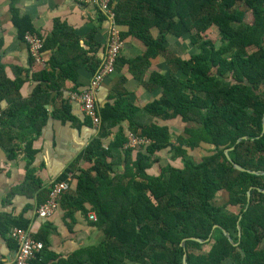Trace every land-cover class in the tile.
I'll return each mask as SVG.
<instances>
[{
    "label": "trees",
    "instance_id": "trees-1",
    "mask_svg": "<svg viewBox=\"0 0 264 264\" xmlns=\"http://www.w3.org/2000/svg\"><path fill=\"white\" fill-rule=\"evenodd\" d=\"M116 9L124 40L133 37L148 48L131 62L133 67H150L152 58L167 52L169 35L181 40L188 36L194 52L187 59L175 57L170 75L155 71L144 82L150 91L162 89L161 99L146 113L166 121L179 118L186 125L173 141L168 126L138 124L140 109L127 114L120 101L99 108L98 135L77 160L91 167L76 173L72 166L58 181L74 173L73 194H68L70 190L63 198L70 208L83 212L89 204L97 216L93 226L105 239L63 263L183 264V240L206 241L212 234L203 244L185 242L188 264H264V175L236 170L225 155L234 146L229 152L233 162L264 172V0H119ZM12 14L23 41L27 32L37 33L28 17L20 18L14 9ZM212 32L215 40L209 36ZM42 38L43 52L51 55L46 67L31 58L32 78L40 83L29 100L33 108L26 113L34 120L31 126L12 125L19 111L1 108V102L25 81L0 79V145L14 158L15 141L28 139L30 167L35 153L31 145L45 124L50 92L61 95L68 80L77 86L82 67L93 75L105 50L93 34L85 49L75 31L63 24ZM118 88L115 93L128 95ZM57 117L75 120L68 102ZM37 118L42 120L36 123ZM126 120L132 123V133L147 136L152 143L125 149L127 135L119 130L105 146L113 129ZM242 137L247 139L237 143ZM165 150H170V159L160 156ZM197 155L200 161L195 160ZM120 162L125 165L122 174L114 169ZM31 180L41 188L39 181ZM223 196V203H218ZM0 225L8 234L9 220L1 219ZM215 225L238 245L231 244L222 230H214ZM34 238L48 246L49 232L42 229Z\"/></svg>",
    "mask_w": 264,
    "mask_h": 264
},
{
    "label": "crops",
    "instance_id": "crops-1",
    "mask_svg": "<svg viewBox=\"0 0 264 264\" xmlns=\"http://www.w3.org/2000/svg\"><path fill=\"white\" fill-rule=\"evenodd\" d=\"M117 3L119 0L115 2L116 6ZM12 4L14 8L11 7ZM12 9L18 12L20 18L28 17L35 31L42 37H48L57 24L68 26L75 31L85 49H89L91 39L88 37L91 34L96 42L105 46L108 24L92 3H78L76 0H0V79L25 81L20 89L12 92L8 100L1 102V108L19 111L18 116L11 121L12 125L31 126L34 120L28 119L26 113L33 108L29 100L40 83L32 78L31 56L28 46L13 23ZM154 33L158 35L159 30ZM167 49V52L151 59L150 67H133L131 62L144 56L148 48L136 38L126 39L125 49L117 62L115 73L109 76L98 90L97 104L101 109L120 101L127 114L131 113L132 108L140 109L141 112L135 118L138 124L155 123L168 126L172 128L175 141L186 124L179 118L166 121L163 117L149 115L145 111L161 99L162 89L150 91L144 82H148L155 71L170 75V71L175 70L171 65L175 57L187 59L194 52L188 36L181 40L169 35ZM50 55L51 52L47 51L44 58L49 60ZM101 56L102 51L98 54V57ZM91 77L92 73L82 67L77 86L68 80L61 95L56 91L50 92L49 102L45 104V124L40 133L34 136L31 145L35 152L31 167L26 152L28 139L15 141L18 146L14 158H10L0 145V220H9L8 230L16 224H27L33 235L42 229L49 232L48 246L44 245L33 264H64L63 261H69L80 250L96 246L105 239L104 233L93 226L95 221L90 219V215L96 214L89 204H86V210L83 212L70 208L62 196L59 207L52 216L44 219L37 215L38 207L45 202L54 182L60 180L72 166L76 173L80 169L87 170L91 167L90 163L77 160L98 135V130L86 118L80 105L70 100L73 92L88 86ZM123 79L127 81L121 83ZM115 87H119L120 92L128 91V95L115 93ZM64 102H68L70 115L75 120L57 117ZM40 120L42 119L37 118L35 121L38 123ZM131 124L129 120L123 121L113 129L110 139L106 140L104 145L107 146L119 130H123L128 137L129 133H132ZM169 153L170 150H165L160 156L167 160L171 157ZM124 168L123 162L114 167L119 174L124 173ZM32 178L41 183V188L32 182ZM29 187L33 188V191H30ZM68 194H73V187ZM1 228L0 225V263L11 259L16 250V244Z\"/></svg>",
    "mask_w": 264,
    "mask_h": 264
},
{
    "label": "built area",
    "instance_id": "built-area-1",
    "mask_svg": "<svg viewBox=\"0 0 264 264\" xmlns=\"http://www.w3.org/2000/svg\"><path fill=\"white\" fill-rule=\"evenodd\" d=\"M76 1L78 3L94 4L108 24L105 50L99 68L92 75L85 89L73 92L70 95V100L80 105L82 112L91 121L92 126L96 130H99L102 120L97 104V93L104 81L115 73L117 62L123 54L126 41L122 36V31L118 23L116 0ZM24 42L28 46L30 56L35 60V63L46 67L47 60L44 58L43 38L37 33L27 32L24 36ZM151 143L152 139L147 136L129 133L125 149H134L140 146H147ZM73 178L74 173L69 172L64 180L52 184L48 199L37 209V215L40 218L47 219L57 210L61 197L71 190ZM90 219L96 221L97 216L91 214ZM8 237L16 244V250L11 259L5 260L0 264H33L45 247L43 242L34 238L33 233L28 228L11 227L8 232Z\"/></svg>",
    "mask_w": 264,
    "mask_h": 264
},
{
    "label": "water",
    "instance_id": "water-1",
    "mask_svg": "<svg viewBox=\"0 0 264 264\" xmlns=\"http://www.w3.org/2000/svg\"><path fill=\"white\" fill-rule=\"evenodd\" d=\"M263 126H264V119H263ZM263 133H264V129H263V132H262L261 135H263ZM243 139H247V137L239 138L238 141H237V143L241 142ZM234 149H235L234 146L231 147V148H229V149H226V150H225V155L227 156L228 160L233 164V167H234L236 170H238V171H240V172H248V173L255 174V175H264V172H263V171L260 172V171L247 170V169L243 168L242 166H240L239 164L233 162L232 159H231L230 156H229V152L232 151V150H234ZM260 191H263V190H260ZM263 192H264V191H263ZM250 202H251V190L248 191V193H247V205H246V207H245V211L248 209ZM215 229H220V230H222L223 234L228 238V240H229V242H230L231 244H233L234 246H237V245H238L237 243H234V242H233V239H232L231 235H230L229 232H227L224 228H222V227L219 226V225H215V226H214V230H215ZM241 235H242L241 228L238 226V236H239V238L241 237ZM211 237H212V234H210L209 238H208L206 241H210V240H211ZM188 240H190V241H195V242H198V243H201V244H203V243L206 242V241H204V240H202V239L195 238V237H190V238L184 239L183 242L181 243V246H182V248H183L184 251H185L184 258H183V264H188V263H187L188 252H187V249H186V243H185V242L188 241Z\"/></svg>",
    "mask_w": 264,
    "mask_h": 264
},
{
    "label": "rangeland",
    "instance_id": "rangeland-1",
    "mask_svg": "<svg viewBox=\"0 0 264 264\" xmlns=\"http://www.w3.org/2000/svg\"><path fill=\"white\" fill-rule=\"evenodd\" d=\"M215 31L217 30V29H215V28H213ZM210 37H212V38H214V40H215V37L217 36L216 35V33L215 32H212V34H210L209 35ZM190 155L189 156H191V155H193L192 153H189ZM195 156V155H194ZM195 158V160L196 161H200V158H199V155H197V157H194ZM225 199V196H223V198L221 199V197H219L218 198V203H223V200ZM236 211H237V209H236ZM208 248H205V250H207Z\"/></svg>",
    "mask_w": 264,
    "mask_h": 264
}]
</instances>
